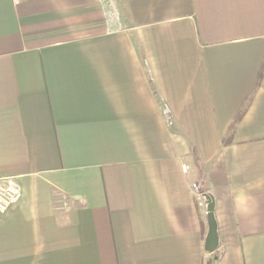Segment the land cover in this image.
Segmentation results:
<instances>
[{"label": "crops", "instance_id": "crops-1", "mask_svg": "<svg viewBox=\"0 0 264 264\" xmlns=\"http://www.w3.org/2000/svg\"><path fill=\"white\" fill-rule=\"evenodd\" d=\"M113 1L0 0V264H208V195L264 264V0Z\"/></svg>", "mask_w": 264, "mask_h": 264}, {"label": "built area", "instance_id": "built-area-1", "mask_svg": "<svg viewBox=\"0 0 264 264\" xmlns=\"http://www.w3.org/2000/svg\"><path fill=\"white\" fill-rule=\"evenodd\" d=\"M102 4L107 8V23L113 25L118 19V11L115 9L113 0H101ZM187 168L183 167V171ZM18 180L13 177L0 179V216L8 212L16 206L22 196V190Z\"/></svg>", "mask_w": 264, "mask_h": 264}, {"label": "water", "instance_id": "water-1", "mask_svg": "<svg viewBox=\"0 0 264 264\" xmlns=\"http://www.w3.org/2000/svg\"><path fill=\"white\" fill-rule=\"evenodd\" d=\"M207 232L204 239L203 250L207 255L213 254L219 249V236L215 219V202L211 196H205Z\"/></svg>", "mask_w": 264, "mask_h": 264}, {"label": "rangeland", "instance_id": "rangeland-1", "mask_svg": "<svg viewBox=\"0 0 264 264\" xmlns=\"http://www.w3.org/2000/svg\"><path fill=\"white\" fill-rule=\"evenodd\" d=\"M118 20V19H117ZM199 189V188H198ZM218 257V255H217V252H215L214 254H212V255H207V256H205V261L206 262H209L213 257Z\"/></svg>", "mask_w": 264, "mask_h": 264}, {"label": "trees", "instance_id": "trees-1", "mask_svg": "<svg viewBox=\"0 0 264 264\" xmlns=\"http://www.w3.org/2000/svg\"><path fill=\"white\" fill-rule=\"evenodd\" d=\"M215 253V252H214ZM213 253V254H214ZM212 255V254H211ZM216 261H217V257H213L209 262H208V264H215L216 263Z\"/></svg>", "mask_w": 264, "mask_h": 264}]
</instances>
